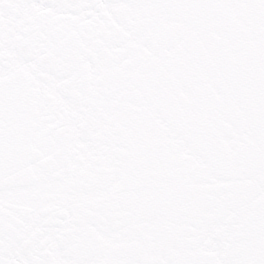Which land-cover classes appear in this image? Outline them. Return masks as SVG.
I'll list each match as a JSON object with an SVG mask.
<instances>
[{
	"label": "snow or ice",
	"instance_id": "6c2138e0",
	"mask_svg": "<svg viewBox=\"0 0 264 264\" xmlns=\"http://www.w3.org/2000/svg\"><path fill=\"white\" fill-rule=\"evenodd\" d=\"M0 264H264V0H0Z\"/></svg>",
	"mask_w": 264,
	"mask_h": 264
}]
</instances>
